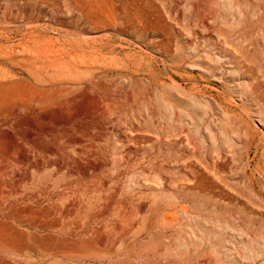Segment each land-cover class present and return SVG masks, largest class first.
<instances>
[{"label":"rangeland","instance_id":"1","mask_svg":"<svg viewBox=\"0 0 264 264\" xmlns=\"http://www.w3.org/2000/svg\"><path fill=\"white\" fill-rule=\"evenodd\" d=\"M0 264H264V0H0Z\"/></svg>","mask_w":264,"mask_h":264}]
</instances>
